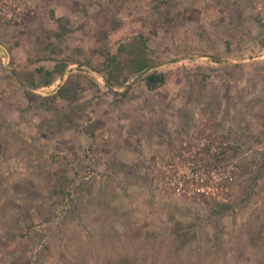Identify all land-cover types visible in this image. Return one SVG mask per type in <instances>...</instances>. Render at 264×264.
Returning a JSON list of instances; mask_svg holds the SVG:
<instances>
[{
	"label": "rangeland",
	"instance_id": "obj_1",
	"mask_svg": "<svg viewBox=\"0 0 264 264\" xmlns=\"http://www.w3.org/2000/svg\"><path fill=\"white\" fill-rule=\"evenodd\" d=\"M118 263L264 264V0H0V264Z\"/></svg>",
	"mask_w": 264,
	"mask_h": 264
},
{
	"label": "trees",
	"instance_id": "obj_2",
	"mask_svg": "<svg viewBox=\"0 0 264 264\" xmlns=\"http://www.w3.org/2000/svg\"><path fill=\"white\" fill-rule=\"evenodd\" d=\"M122 49L127 50V55L123 59H118L117 55H112L111 62L115 63L116 65L115 67L117 68V71L114 73L115 68L109 67L107 74L109 78L113 76L117 77L120 74L119 73L120 71L118 70L125 67L133 72L136 71L146 72L144 74V83L150 89L157 87L158 85L162 84L165 81V74L163 71H157L155 69L149 70L151 64H150V59L146 53V38L142 34L133 36V38L127 42H121L119 44V51H121ZM122 60H125L126 66L122 64ZM107 82L110 83V79L107 78ZM214 148L215 149L212 150L211 152H210L211 150L210 145H208L205 148V150L209 152L207 163L211 165H216V164L218 165V163L224 159L223 151L218 152L216 146H214ZM217 204L220 206V208L214 209L213 211H215V213L217 212L218 215H222L232 207L231 203L227 200L218 201Z\"/></svg>",
	"mask_w": 264,
	"mask_h": 264
},
{
	"label": "crops",
	"instance_id": "obj_3",
	"mask_svg": "<svg viewBox=\"0 0 264 264\" xmlns=\"http://www.w3.org/2000/svg\"><path fill=\"white\" fill-rule=\"evenodd\" d=\"M54 90H55V89H53L51 92H55Z\"/></svg>",
	"mask_w": 264,
	"mask_h": 264
}]
</instances>
